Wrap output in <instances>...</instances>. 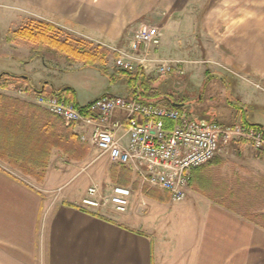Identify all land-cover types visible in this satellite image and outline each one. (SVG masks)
Segmentation results:
<instances>
[{"label":"crops","instance_id":"1","mask_svg":"<svg viewBox=\"0 0 264 264\" xmlns=\"http://www.w3.org/2000/svg\"><path fill=\"white\" fill-rule=\"evenodd\" d=\"M15 1L24 4L29 15L16 3L19 11L9 16L15 28L7 24L2 29L4 41L9 30L38 18L100 43L110 53L102 68L70 63L51 52L35 57L25 47L24 72L14 73H27L29 84L40 91L0 81V264H264V150L244 141L231 143L193 170L182 201L151 187L150 193L133 190L125 212L110 207L88 210L80 202L96 179L93 149L81 140L79 127L72 124L76 136L67 135L65 121L35 101L38 94L58 95L67 86L75 92L66 90L64 95L75 97L80 106L105 93L119 94L113 88H123L121 94L134 91L136 85L130 86L125 78L111 83L121 72L111 47H122L127 30L144 23L140 19L159 6L165 11L173 6L172 15L160 16L158 22L159 52L174 50L171 46L168 50L167 43L191 35L201 23L208 56L264 84V14H258L251 3L234 4L226 12L222 0H209L200 22L187 13L173 23L175 11L187 12L189 0ZM183 23L189 25L188 33ZM64 72L76 73V80H62ZM95 84L105 90L93 94ZM232 85L245 110L224 106L212 112L211 120L236 117L233 121L264 128V122L247 111L253 103L264 105L262 91L244 78L232 79ZM66 135L85 153L77 156L73 150L75 156L69 158ZM247 201L257 215L254 218L244 213Z\"/></svg>","mask_w":264,"mask_h":264},{"label":"built area","instance_id":"2","mask_svg":"<svg viewBox=\"0 0 264 264\" xmlns=\"http://www.w3.org/2000/svg\"><path fill=\"white\" fill-rule=\"evenodd\" d=\"M160 46L159 27L142 23L132 30L125 45L111 48L117 53L115 65L121 71L142 74L151 68L160 74L177 72L170 61L159 58ZM138 94L139 85L133 94L105 93L85 105V112L57 94H38L35 101L79 127L81 140L128 167L142 184L169 192L173 201L186 198L193 170L212 161L231 143L244 141L258 151L264 150L261 128L204 121L186 109L144 102ZM132 194L128 186L115 185L110 191H103L98 183H93L80 206L125 212Z\"/></svg>","mask_w":264,"mask_h":264},{"label":"rangeland","instance_id":"3","mask_svg":"<svg viewBox=\"0 0 264 264\" xmlns=\"http://www.w3.org/2000/svg\"><path fill=\"white\" fill-rule=\"evenodd\" d=\"M211 1L212 3L218 2L215 0H211ZM219 2L225 5L226 12H230L228 8L232 9L234 4L241 3L242 4L241 7H242L244 3H251V6L257 9L258 14L261 13L264 14V0H222ZM16 3L18 4V6L21 5V7L23 8L22 12L25 15H27L28 13L25 11V6L24 4H21V2L15 0H0V32H1L0 39L1 38L3 39L2 41H0V52L2 53V55L0 56V67L3 66L1 74L5 71L14 73L16 71H19L20 69L21 71L24 72V67H25L24 62L27 60L26 52H25V47L27 46L18 45L19 47H15L16 49H14L13 46H10L9 43L4 41L3 38L4 33L2 29H5L7 24H11L10 25L11 27L9 28H15L13 25L15 23H12V21L9 20V16L14 11H19V9L17 8L20 7H17ZM207 3H209V0H189L188 3L189 7L187 12L185 11L184 13H181L175 11L174 18H172V20L174 21L173 23H176V21H179L181 18H186L187 13H190L191 15L189 18L196 19L197 17L200 22L204 12L203 8ZM158 8L159 10H157ZM158 8H153L151 12L147 13V15L141 18L140 21H144V23L157 25L160 30V25L158 24L160 20V16L161 18L162 16L166 18H168V16H171L173 12V9L171 8H173V6L170 7L171 10L169 9L167 11H165L161 6H159ZM24 21L22 23H24ZM186 24L187 23H183L182 28L184 31H187L188 33L189 25ZM199 24L201 25V23ZM200 25H197L194 28H192L190 32L192 33L191 35L187 34L181 37V39H178L176 43L175 42L167 43L168 47L166 48L170 50L169 47L171 46L174 47V50L173 49L172 51L165 50L164 52L162 53L159 52L158 54L160 59L165 61H170V63L175 66L177 72L173 71L166 74H160L157 71L149 68V70L146 73H144V75H148L149 77H152L157 80L155 83V87L162 94L170 95L174 100L177 101H184V102L186 101L187 106L185 107V109H187L194 117L198 119H202L204 121H210L212 112H214L215 110L219 111L224 106H226L225 107L226 109H228V107L233 106L239 110L243 109L244 111L245 109L242 108L241 106L240 97L237 94H235L233 91L232 79L244 78L252 85L257 86V88L260 91H262L263 94H264V84H262L258 80H254V78L250 77L249 75H246L234 69L233 67L224 64V62L218 60L217 58L208 56L209 52L205 48L207 43L204 42V36L202 35ZM137 27L138 26H133L131 29L127 30L123 38L129 37L132 30L136 29ZM214 44L215 42H213V46ZM123 45H125V42ZM22 47L24 49H22ZM206 70H209L210 73L218 72L220 73L219 75L221 76L219 75L208 76L207 83L205 84V86H203L204 79L206 78L205 76ZM26 74L27 73H24L23 75ZM76 78H77L76 73L64 72L63 74H61V79L64 81H69L73 79L76 80ZM227 79L228 80L231 79V81H228ZM113 83L115 82H112V84ZM137 83L138 82L135 83L136 86L138 85ZM102 86L103 85L95 84L93 89V94H97L101 91H104L105 89ZM113 90H114L112 91L113 93L119 92V94L123 93L124 91L123 88H113ZM247 111L249 116L253 117L254 120H257L259 122L260 121L264 122V105L259 106L253 103L247 107ZM60 118L63 119L62 117ZM233 119L238 120L236 117L235 118L227 117V119L225 118L221 119V117L218 116L217 121L226 124H230L231 122L241 123V121H233ZM65 123L67 126L72 125L71 123H67L66 121ZM79 147L80 146H78L76 143H72L71 141L67 143L66 141V150L70 152L67 153V156L69 158L74 157L75 155L73 150H75V154L77 156L78 154H80V156L81 154H84L85 151ZM91 147L94 150V151L92 150L91 152V159L94 160L93 162L94 166L96 165L94 171V175L96 179L91 184L98 183L103 191H110V189L113 186L117 185L116 182L114 181L113 173L115 176H118L120 174L122 165H119L116 162H114L111 158L108 157L107 154L102 155L99 151H97L95 147L93 146ZM82 179L78 180V182L85 183L86 180L84 181ZM125 185L131 188L132 192L133 190L137 192H141V190L143 191L142 188H145L146 191H144L143 193H150L148 189L158 188V187L142 184L133 171H131L129 182ZM87 189L83 197L86 195Z\"/></svg>","mask_w":264,"mask_h":264},{"label":"trees","instance_id":"4","mask_svg":"<svg viewBox=\"0 0 264 264\" xmlns=\"http://www.w3.org/2000/svg\"><path fill=\"white\" fill-rule=\"evenodd\" d=\"M6 41L11 44L29 47L35 57H44L45 53L51 52L66 59L70 63L80 62L83 63V65L102 66V68L106 65L107 58L110 53V50L100 43L97 44L85 37L75 36L68 33L53 22L38 18H31L19 28L9 30L6 33ZM102 70L105 72L104 69ZM219 74L220 73H216L215 75ZM210 75L211 73L208 72L203 86H205L207 78ZM120 77L125 78L130 86H133L136 82H138V97L140 100L144 102L172 106L168 100V97L172 98V96L162 94L155 87V83L157 81L156 79L149 77L148 75H144V73L139 75L135 72L121 71L119 77L116 80H111V83L118 81ZM30 80L31 78L27 75L15 74L8 71L3 72L0 77V81L3 83L14 82L21 85L27 91H40L39 89L33 87V85L29 84ZM66 90H72L75 92V90L70 86L63 87L57 91L59 98L63 101L74 102L82 110V112H85V106H80L76 102L75 97L64 95V91ZM133 93L134 91L132 90L131 94ZM181 102L183 103V101ZM243 124L255 126L264 130L263 126L258 123L244 122ZM66 134L76 136L72 125L66 126ZM67 135L66 141L68 143L71 140L70 136ZM130 175V169L122 165L120 174L115 176L113 173V178L117 185L126 186L125 184L129 182ZM143 190L146 191L145 188ZM250 206L251 202L247 201L245 204L246 208H244L245 212L243 210L242 211L250 218H254L257 215L251 213Z\"/></svg>","mask_w":264,"mask_h":264},{"label":"water","instance_id":"5","mask_svg":"<svg viewBox=\"0 0 264 264\" xmlns=\"http://www.w3.org/2000/svg\"><path fill=\"white\" fill-rule=\"evenodd\" d=\"M168 100L172 103V105L174 106V107H185V106H187L186 104H184V103H178V102H176V101H174L171 97H168Z\"/></svg>","mask_w":264,"mask_h":264}]
</instances>
